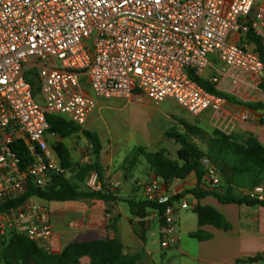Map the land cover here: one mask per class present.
<instances>
[{
	"label": "built area",
	"instance_id": "obj_1",
	"mask_svg": "<svg viewBox=\"0 0 264 264\" xmlns=\"http://www.w3.org/2000/svg\"><path fill=\"white\" fill-rule=\"evenodd\" d=\"M248 33L264 48V0H0V205L20 199L29 182L42 188L52 174L69 176L51 147L59 137L49 132L48 115L83 127L98 100L146 98L172 101L197 118L226 104L197 79L238 99L259 89L264 68ZM211 55L224 67L214 68ZM17 142L31 157L23 167ZM203 164L205 185L218 189L219 175ZM87 186L100 190L95 172ZM239 193L264 205L263 185ZM177 194L157 179L143 186V199L168 203L162 249L178 239L174 205L188 208L169 203ZM9 232L56 253L51 211L37 198L0 214V237Z\"/></svg>",
	"mask_w": 264,
	"mask_h": 264
},
{
	"label": "trees",
	"instance_id": "obj_2",
	"mask_svg": "<svg viewBox=\"0 0 264 264\" xmlns=\"http://www.w3.org/2000/svg\"><path fill=\"white\" fill-rule=\"evenodd\" d=\"M246 41L248 45H252L253 52L258 55L264 68V48L260 45L259 39L255 38L252 33H248ZM197 82L204 89L225 98L230 103L251 110L264 109L263 103H242L232 96L214 90L201 79H197ZM29 83L34 89V95H36L37 83L33 79H30ZM259 89L264 93V78L259 84ZM47 122L49 132H55L59 137V140L51 144V147L56 154L60 167L69 170V176L52 174L42 188H37L29 182L20 199L0 205V214L30 198H37L46 203L97 200L108 205L117 202L116 197L100 184L101 169L98 161L102 146L98 135L84 130L58 115H48ZM76 133H81L91 146L92 161L90 163L74 165L69 151L62 143V140ZM166 136L173 139L178 145L175 160L161 151L151 153L143 151L142 148L133 151L143 157L154 177L165 187H169L176 180H184L193 173L196 186L186 194H191L197 201L212 197L220 204L262 205L242 197L239 193L240 190L264 185V146L252 135L226 134L221 130L214 129L211 135L207 136L201 129L186 125L183 132L179 133L171 129L166 133ZM195 137H198L199 140H194ZM13 150L20 159L22 167L31 161V157L22 142L14 144ZM135 159L132 157L131 161L133 162ZM203 160H207L219 175L220 185L218 189H210L205 185L203 178L206 167ZM91 172L96 173L100 190H81L78 184L84 183L85 178ZM183 195L178 192L175 197L170 199L169 203L179 201ZM125 203L130 214L140 219L146 218L148 212L156 211L160 224L163 223L162 214L168 205V203L158 204L143 198L139 200L128 199ZM192 213L196 216L198 228L189 234L190 238L198 241L209 239L211 235L200 229L203 226H213L223 231L231 229L230 223L210 206L196 204L192 208ZM109 226L115 229L111 221ZM140 237L144 241L143 236ZM83 257H87L90 264H140L142 259L139 254L124 253L123 246L117 237L110 240L72 242L58 253L48 252L38 247L22 234L9 232L0 237V264H78ZM259 262L264 263V255L259 254L246 260H236L235 264H256Z\"/></svg>",
	"mask_w": 264,
	"mask_h": 264
},
{
	"label": "crops",
	"instance_id": "obj_3",
	"mask_svg": "<svg viewBox=\"0 0 264 264\" xmlns=\"http://www.w3.org/2000/svg\"><path fill=\"white\" fill-rule=\"evenodd\" d=\"M235 99L242 103L253 101L250 103L260 102L264 104V93L260 89H257L251 92V94L245 95L244 99ZM116 101L118 99L98 100L96 103L97 108L90 113L82 129L89 131L90 128H97L99 119L102 118L101 111L111 108V104ZM122 101L124 100L118 102L122 103ZM124 102L123 105H127L132 101ZM140 102L146 107H150L153 104L146 98ZM211 114L217 115L215 117L220 120V123L224 124L222 130L220 129L222 132L226 134H250L264 146V109L251 110L226 101L222 113ZM169 116L168 112L161 115V117H164L162 120L164 119L165 121L168 120ZM72 136L62 140V143H64L69 151L72 163L74 165L90 163L92 157L90 154L85 155V150H87L89 144L85 140V145H82L80 142V144L78 143V145L74 146V143L70 142ZM162 136L161 134L156 137L158 149L156 148L155 152L163 151L168 155L170 152H168L167 148L169 149L172 145L166 137L162 138ZM100 142L102 146L98 161L101 169L100 184L109 190L118 201L108 205L97 200L59 202L64 205H52L55 202L46 203L49 204L48 207L51 211V249L58 253L72 242L110 240L117 237L123 246L124 253L139 254L142 258L140 264H150L152 255L144 243L146 240L145 235L148 231L151 232L155 216L153 213L148 212L146 218L140 219L131 215L129 208L128 211H125L121 205L126 200L133 199L137 195V186L140 185L137 175L145 173L148 182L156 180V178L143 158H136L133 162L130 160V164L128 163L127 165L128 159L119 160L117 156L118 148L113 147L110 144L111 142L109 143L106 140L104 144L101 139ZM163 144H167V148H164ZM151 147L150 141L148 145L141 148H146V152H149L148 149H151ZM172 148L175 151V158L172 159L175 160L178 147L172 146ZM172 184L178 192L184 194L180 202L185 201L188 205L186 199H191V211L196 204L210 206L230 223L231 229L223 231L213 226H203L200 229L210 234L211 237L203 241L191 238L195 243L192 244L191 249H187V246H184L185 244L181 246L178 243L180 235L178 232V211L180 208L178 207L176 213L178 239L174 246L163 250L175 248L184 257V264H235L236 260H246L259 254L264 255V206L244 203L238 205L220 204L212 197H206L197 201L191 194H186L196 186V179L193 173L186 179L176 180ZM161 186L163 187L162 183ZM39 202L44 203L42 200H39ZM110 221L113 223L115 229L109 226ZM157 222L160 237V227L162 224L159 223V218ZM197 228L196 224L195 230L189 234L195 232ZM140 236H143L144 241L141 240ZM78 264H90V261L87 257H83L79 260Z\"/></svg>",
	"mask_w": 264,
	"mask_h": 264
},
{
	"label": "rangeland",
	"instance_id": "obj_4",
	"mask_svg": "<svg viewBox=\"0 0 264 264\" xmlns=\"http://www.w3.org/2000/svg\"><path fill=\"white\" fill-rule=\"evenodd\" d=\"M210 62L212 63L214 68H223L224 65L221 61H219L214 56L209 57ZM37 102L41 101L39 94H36ZM120 101V100H118ZM114 102L111 104V108L103 109L101 111L102 118L99 119V123L97 124V128H90L89 131L96 133L105 144L107 142H111L110 144L113 147L118 148V159H128V163L130 164V160L132 157L134 158H143L140 154L135 151L137 148L144 147L148 145L151 141L152 147L149 148V152H155L157 145L156 137L163 135L162 138L166 137L172 146L178 147L173 139L166 136V133L171 129H174L176 132H183L185 130V126H192L198 129H201L207 136L211 135V132L214 129L222 130L224 124L220 123V120L212 115L211 112L207 111L198 116L197 118L192 117L187 112L180 109L173 102L167 100L165 102L159 104L150 105V107L144 106L143 103L132 101L130 104L123 105L124 101ZM253 102V101H250ZM97 108V107H95ZM168 112L170 115L168 120H162V114ZM162 113V114H161ZM159 129V130H158ZM158 130V131H156ZM225 130V129H224ZM155 138H153L152 137ZM70 142L74 146L78 145V143L85 145V139L83 136L78 133V135H73ZM153 138V139H152ZM171 140V141H170ZM194 140H199L198 137H195ZM53 144V143H52ZM172 146L167 148V144H163L164 148H167L169 158H175V151ZM143 151H146V148H142ZM158 149V148H157ZM163 152V151H161ZM85 155H89L88 150H85ZM138 176L139 186H137V195L133 198L139 200L143 198L142 191L143 185L148 184L147 175L140 174ZM89 180V176L85 178L84 183H79L78 186L81 190H91L87 186V182ZM189 205V208L186 210L179 209L178 211V232L179 239L178 243L182 246H187V249L192 248V244L195 243L194 240L188 237V234L195 230L196 226V217L192 213L190 209V198L186 199ZM180 201V200H179ZM177 201V202H179ZM46 204V202H44ZM49 206V204H46ZM52 205H64L59 202H55ZM125 211H128V207L125 203L121 205ZM176 208L179 207V204L174 205ZM49 208V207H48ZM155 216V220L151 227V232L145 235V247L151 253V262L150 264H184V257L175 249L171 248L168 250H163L160 247V237H159V227H158V214L156 211H150ZM127 215H129L127 213ZM126 224L125 222H122ZM122 225V224H121ZM177 231V230H176ZM177 232V236H178ZM264 264V263H261Z\"/></svg>",
	"mask_w": 264,
	"mask_h": 264
}]
</instances>
